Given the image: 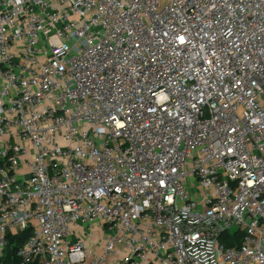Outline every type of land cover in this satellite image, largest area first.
I'll list each match as a JSON object with an SVG mask.
<instances>
[{"label": "built area", "instance_id": "1", "mask_svg": "<svg viewBox=\"0 0 264 264\" xmlns=\"http://www.w3.org/2000/svg\"><path fill=\"white\" fill-rule=\"evenodd\" d=\"M27 230L9 264H264V0H0V260Z\"/></svg>", "mask_w": 264, "mask_h": 264}, {"label": "trees", "instance_id": "2", "mask_svg": "<svg viewBox=\"0 0 264 264\" xmlns=\"http://www.w3.org/2000/svg\"><path fill=\"white\" fill-rule=\"evenodd\" d=\"M32 230H27L26 232L20 233L16 236H11L9 241V247L7 248L4 260H0V264H9L11 262L17 261V250L21 244H23L27 238L31 235ZM228 237H223V241L228 246H235L241 242L244 237V233L241 231L229 232ZM37 264V263H36Z\"/></svg>", "mask_w": 264, "mask_h": 264}, {"label": "crops", "instance_id": "3", "mask_svg": "<svg viewBox=\"0 0 264 264\" xmlns=\"http://www.w3.org/2000/svg\"><path fill=\"white\" fill-rule=\"evenodd\" d=\"M106 236V231L98 228L96 231H94V235L90 234L88 230H85L83 235H79V237L73 236L72 239L73 241L83 240L85 245L90 246V248H92L94 251L99 252ZM109 264H117V258H110Z\"/></svg>", "mask_w": 264, "mask_h": 264}, {"label": "rangeland", "instance_id": "4", "mask_svg": "<svg viewBox=\"0 0 264 264\" xmlns=\"http://www.w3.org/2000/svg\"><path fill=\"white\" fill-rule=\"evenodd\" d=\"M109 233H111V234H112L113 232H109ZM109 233H108V232H106V234H107V235H108Z\"/></svg>", "mask_w": 264, "mask_h": 264}]
</instances>
